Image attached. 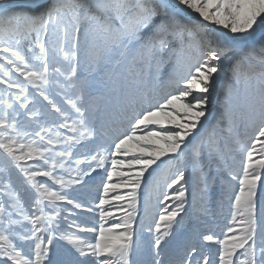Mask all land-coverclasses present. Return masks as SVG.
<instances>
[{"label":"snow or ice","instance_id":"6c2138e0","mask_svg":"<svg viewBox=\"0 0 264 264\" xmlns=\"http://www.w3.org/2000/svg\"><path fill=\"white\" fill-rule=\"evenodd\" d=\"M0 264H264V0H0Z\"/></svg>","mask_w":264,"mask_h":264}]
</instances>
